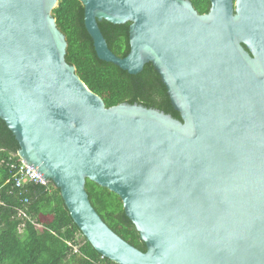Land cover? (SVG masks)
<instances>
[{"label":"water","instance_id":"water-1","mask_svg":"<svg viewBox=\"0 0 264 264\" xmlns=\"http://www.w3.org/2000/svg\"><path fill=\"white\" fill-rule=\"evenodd\" d=\"M100 60L152 63L181 120L107 108L66 60L59 0H0V119L18 157L60 191L84 238L116 264H264V0H79ZM130 23L122 58L100 28ZM118 195L147 251L92 206Z\"/></svg>","mask_w":264,"mask_h":264},{"label":"trees","instance_id":"trees-1","mask_svg":"<svg viewBox=\"0 0 264 264\" xmlns=\"http://www.w3.org/2000/svg\"><path fill=\"white\" fill-rule=\"evenodd\" d=\"M190 1L200 14L209 13L210 0ZM53 16L67 38V62L76 67L81 80L103 99L107 108L138 104L181 120L152 63L142 73L130 75L98 58L79 0H59ZM100 28L117 56L124 58L130 53V23L113 25L103 21ZM19 149L15 136L0 119V264H116L100 255L83 237L53 183L48 186L29 183L24 189L14 187V172L9 163L18 160L14 156ZM87 192L103 221L122 239L146 252L145 243L126 216L122 199L91 181L87 183ZM26 199L29 200L28 216L41 229L30 220L18 217V210L24 208ZM22 225L25 226L20 233ZM76 246H79L78 252Z\"/></svg>","mask_w":264,"mask_h":264},{"label":"built area","instance_id":"built-area-1","mask_svg":"<svg viewBox=\"0 0 264 264\" xmlns=\"http://www.w3.org/2000/svg\"><path fill=\"white\" fill-rule=\"evenodd\" d=\"M17 157L18 160L16 162L10 161L9 166L11 167L12 171L14 172V187L16 189H24V187L29 183L34 184H41L44 186H48L50 182L46 181L42 174H40L37 169L34 167H31L26 164L22 159L18 157V155L14 156ZM2 204L0 200V205ZM29 200L24 201V208L18 210V217L20 218H26L27 220H30L38 229H41L40 225H37L31 217L28 216V205ZM25 225H22L20 227V233L23 232ZM72 246V244H70ZM79 246L75 247V251L78 252Z\"/></svg>","mask_w":264,"mask_h":264},{"label":"rangeland","instance_id":"rangeland-1","mask_svg":"<svg viewBox=\"0 0 264 264\" xmlns=\"http://www.w3.org/2000/svg\"><path fill=\"white\" fill-rule=\"evenodd\" d=\"M79 241H80V243H82V244L84 243L83 240L81 241V240L79 239Z\"/></svg>","mask_w":264,"mask_h":264}]
</instances>
